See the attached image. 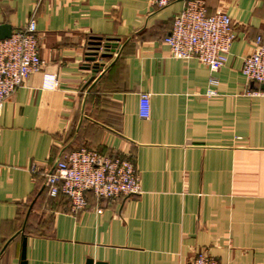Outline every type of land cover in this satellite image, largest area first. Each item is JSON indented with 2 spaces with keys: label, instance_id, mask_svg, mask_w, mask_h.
I'll return each mask as SVG.
<instances>
[{
  "label": "crops",
  "instance_id": "0c3cea01",
  "mask_svg": "<svg viewBox=\"0 0 264 264\" xmlns=\"http://www.w3.org/2000/svg\"><path fill=\"white\" fill-rule=\"evenodd\" d=\"M204 2L237 37L216 73L163 42L184 0H0V26L35 21L42 62L0 110V264H20L23 238L26 264H186L203 250L264 264V85L240 72L264 40V0ZM94 39L116 44L97 73L85 57ZM82 146L129 156L142 193L88 192L76 212L49 197L44 174Z\"/></svg>",
  "mask_w": 264,
  "mask_h": 264
},
{
  "label": "built area",
  "instance_id": "2783aa9c",
  "mask_svg": "<svg viewBox=\"0 0 264 264\" xmlns=\"http://www.w3.org/2000/svg\"><path fill=\"white\" fill-rule=\"evenodd\" d=\"M177 0H147L150 7L162 8ZM184 7L172 18L171 30L163 39L170 56L178 60H196L216 73L227 61L236 41L231 17L225 13L208 14L204 0H184ZM36 24H27L0 40V110L5 101L23 88L28 78L42 70ZM241 75L247 83L264 85V40L258 36L250 55L242 61ZM53 78L44 75V86L53 87ZM218 80L209 78L210 85ZM264 96V90L257 92ZM150 97H139V117L149 119ZM44 188L49 197H65L72 212L87 206L86 193L96 200L129 198L142 193L140 177L125 154H101L96 149L80 147L62 152L44 174ZM186 264H222L206 250Z\"/></svg>",
  "mask_w": 264,
  "mask_h": 264
},
{
  "label": "water",
  "instance_id": "95a60500",
  "mask_svg": "<svg viewBox=\"0 0 264 264\" xmlns=\"http://www.w3.org/2000/svg\"><path fill=\"white\" fill-rule=\"evenodd\" d=\"M11 28L8 25H1L0 26V40L9 38L11 35ZM116 49V44L111 43L110 41L102 42L100 39H94L90 43V47L88 48V51L85 54L86 61L89 62H95L96 58L99 57L101 59L107 58L110 56V53H113ZM100 50H102L101 54L99 53ZM103 68L102 65L98 63H94L92 66V69L95 73H97L99 70ZM25 248H26V239L23 238L22 246H21V262L20 264H26L25 262ZM91 264V262H89Z\"/></svg>",
  "mask_w": 264,
  "mask_h": 264
},
{
  "label": "trees",
  "instance_id": "16d2710c",
  "mask_svg": "<svg viewBox=\"0 0 264 264\" xmlns=\"http://www.w3.org/2000/svg\"><path fill=\"white\" fill-rule=\"evenodd\" d=\"M82 147H84V146H82ZM78 148H80V147H78ZM44 190H45V192H46V194H47V191H46V189L44 188Z\"/></svg>",
  "mask_w": 264,
  "mask_h": 264
}]
</instances>
